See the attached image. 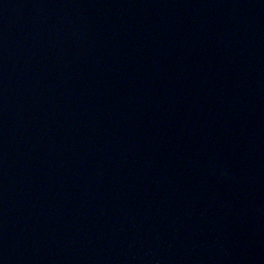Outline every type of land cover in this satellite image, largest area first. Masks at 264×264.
<instances>
[{"label": "water", "instance_id": "95a60500", "mask_svg": "<svg viewBox=\"0 0 264 264\" xmlns=\"http://www.w3.org/2000/svg\"><path fill=\"white\" fill-rule=\"evenodd\" d=\"M0 264H264V0H0Z\"/></svg>", "mask_w": 264, "mask_h": 264}]
</instances>
